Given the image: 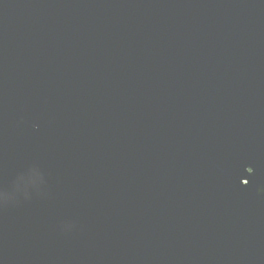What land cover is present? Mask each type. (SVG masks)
<instances>
[{
    "label": "water",
    "instance_id": "1",
    "mask_svg": "<svg viewBox=\"0 0 264 264\" xmlns=\"http://www.w3.org/2000/svg\"><path fill=\"white\" fill-rule=\"evenodd\" d=\"M0 264H264V0H0Z\"/></svg>",
    "mask_w": 264,
    "mask_h": 264
}]
</instances>
